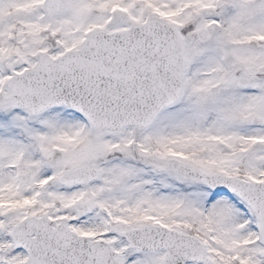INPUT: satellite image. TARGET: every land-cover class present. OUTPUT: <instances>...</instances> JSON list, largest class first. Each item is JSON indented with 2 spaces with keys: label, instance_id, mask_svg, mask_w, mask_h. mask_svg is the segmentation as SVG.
I'll use <instances>...</instances> for the list:
<instances>
[{
  "label": "snow or ice",
  "instance_id": "1",
  "mask_svg": "<svg viewBox=\"0 0 264 264\" xmlns=\"http://www.w3.org/2000/svg\"><path fill=\"white\" fill-rule=\"evenodd\" d=\"M0 264H264V0H0Z\"/></svg>",
  "mask_w": 264,
  "mask_h": 264
}]
</instances>
